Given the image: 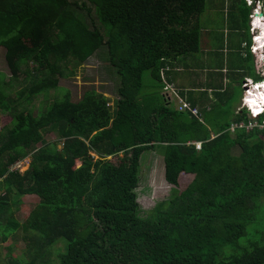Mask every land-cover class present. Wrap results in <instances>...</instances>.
<instances>
[{"label":"trees","instance_id":"obj_1","mask_svg":"<svg viewBox=\"0 0 264 264\" xmlns=\"http://www.w3.org/2000/svg\"><path fill=\"white\" fill-rule=\"evenodd\" d=\"M206 1L0 0L11 73L0 71V112L12 117L0 128V236L26 244L18 256L8 246L6 264H264V114L254 127L246 111L213 123L164 94L170 66L199 49ZM96 52L120 83L112 105L94 87L59 86ZM12 81L25 83L15 96ZM148 152L172 188L146 211L137 188ZM28 194L39 201L19 222L13 208Z\"/></svg>","mask_w":264,"mask_h":264},{"label":"crops","instance_id":"obj_2","mask_svg":"<svg viewBox=\"0 0 264 264\" xmlns=\"http://www.w3.org/2000/svg\"><path fill=\"white\" fill-rule=\"evenodd\" d=\"M219 2L227 6L223 13L215 7ZM238 3L240 7L236 8ZM261 3L264 0L251 7L247 0H214L211 9L218 10L213 11L215 17L208 27L201 17L206 10L199 16V49L179 56L166 74L176 94L169 97L174 105L187 101L199 110L201 117L208 111L213 123H238V114L246 111L244 83L247 79H261L257 53L250 50L256 34L252 14L257 8L264 16V7H258ZM259 37L256 38L260 40Z\"/></svg>","mask_w":264,"mask_h":264},{"label":"rangeland","instance_id":"obj_3","mask_svg":"<svg viewBox=\"0 0 264 264\" xmlns=\"http://www.w3.org/2000/svg\"><path fill=\"white\" fill-rule=\"evenodd\" d=\"M214 0H207L206 3V12L201 15L202 19H204V25L206 27L210 24V19L215 17V12L218 9L212 10L211 7H214L212 4ZM228 1V0H227ZM215 7H218V12H224V8L227 7L225 2H219V4ZM240 7V4H236L235 6ZM257 7V5H256ZM258 7H264V4L261 3ZM217 12V11H216ZM255 14V12H254ZM101 51V49H100ZM102 52V51H101ZM65 69V68H64ZM71 67L65 70L67 75L65 77H61L59 80V86L62 89H69L73 93V95L81 94L83 92V86L88 85L96 88L98 91L105 94L107 97L111 98L109 104H113V98L119 95V85L116 76L113 74V70L108 67L105 59L101 55V53L96 52L92 56H90L81 66L74 67V72L71 73ZM0 71L5 72L6 80L9 79L11 73L7 62L5 60V49L4 47H0ZM148 76V73H146ZM25 83H20L19 81H12L8 86V93L10 95L15 96L16 92H18ZM257 91V89L255 90ZM63 90H51L49 94L39 95L33 102L34 112L37 113L39 110L45 111L48 105H50L55 99L56 95H61ZM164 94L169 98L171 96H175L174 90L170 88V91H165ZM178 98V97H177ZM24 106V105H23ZM179 106V103H178ZM179 108V107H178ZM12 117L7 113L0 112V128L11 125ZM234 129V128H233ZM56 133H48L45 135L44 142L56 140ZM61 144L58 146L60 147ZM122 156L123 153H120ZM108 158L116 159L115 157L109 156ZM30 158H26L22 161V170H25L29 166ZM142 168L145 172L141 175V181L137 188L138 200L141 204L143 210L152 209L158 201L162 199L169 198L172 185H170L164 178V162L163 158L160 154H156L155 152H148V154L142 159ZM192 180L191 175H182L180 179V187L179 189H184L187 184ZM21 202L18 206L14 207V216L19 222H23L30 214L34 205L39 201V197L37 195H22ZM12 245V253L14 255H21L25 249V240L23 238H16L14 234L8 239V241H3L2 236H0V264H6L7 255L9 252L8 246ZM58 245H61L59 243ZM55 248V252H56ZM55 258V257H54ZM57 264V262H55Z\"/></svg>","mask_w":264,"mask_h":264},{"label":"clouds","instance_id":"obj_4","mask_svg":"<svg viewBox=\"0 0 264 264\" xmlns=\"http://www.w3.org/2000/svg\"><path fill=\"white\" fill-rule=\"evenodd\" d=\"M249 0H247L248 2ZM261 2V0L256 1V0H252L250 3L248 2V4L251 7H256V5H258ZM259 11L260 13H262L259 9L255 8L252 14V22H254L255 20L253 19V15L254 12ZM262 23L263 26H260V29H256V34L253 36V40L252 39V45L250 46V50L252 53L256 54L257 53V59H258V74L261 76L260 80H256L254 81L253 79H247L246 82H248L249 84L247 86H244L245 88V92L246 95L244 97V108L246 109L247 113L249 114L250 118L253 115H256V118L261 115L264 114V107H257L258 109H256V107H254L252 105L253 103V96H256L257 94H260L262 96V98H264V16L262 15ZM255 26V25H254ZM261 36L262 39H260L258 41V39L256 40V37ZM259 90L258 93L255 90ZM249 90V91H248ZM255 118V119H256Z\"/></svg>","mask_w":264,"mask_h":264},{"label":"bare ground","instance_id":"obj_5","mask_svg":"<svg viewBox=\"0 0 264 264\" xmlns=\"http://www.w3.org/2000/svg\"><path fill=\"white\" fill-rule=\"evenodd\" d=\"M253 19L255 20V22H254L255 27L260 29V26L261 25L263 26V23H262L263 19L260 16V12L259 11L255 12V14L253 15ZM259 38L262 39L261 36ZM258 91L259 90H257L256 92L258 93ZM253 97H254V99H253L252 105L254 107H256V109H258L257 107H262L263 108L264 107V98H262V96L260 94H257L256 96H253Z\"/></svg>","mask_w":264,"mask_h":264},{"label":"built area","instance_id":"obj_6","mask_svg":"<svg viewBox=\"0 0 264 264\" xmlns=\"http://www.w3.org/2000/svg\"><path fill=\"white\" fill-rule=\"evenodd\" d=\"M252 0H249L248 2L250 3ZM249 83L248 82H245L244 83V86H247ZM249 91V90H248ZM180 109H185V108H190L189 104L187 102H183L181 101V104L179 106ZM193 112L196 113L197 110L196 109H193ZM251 118H253L254 120L252 122L249 123V127H254L257 125V123L255 122V118H256V115H252ZM243 125V123H242ZM260 126H264V124H260ZM193 144H195L196 148L197 149H201V146H202V143L200 141H197V142H194ZM15 167H22V163L21 162H18Z\"/></svg>","mask_w":264,"mask_h":264},{"label":"water","instance_id":"obj_7","mask_svg":"<svg viewBox=\"0 0 264 264\" xmlns=\"http://www.w3.org/2000/svg\"><path fill=\"white\" fill-rule=\"evenodd\" d=\"M256 1H259V0H256ZM263 15V13H260V16H262Z\"/></svg>","mask_w":264,"mask_h":264},{"label":"flooded vegetation","instance_id":"obj_8","mask_svg":"<svg viewBox=\"0 0 264 264\" xmlns=\"http://www.w3.org/2000/svg\"><path fill=\"white\" fill-rule=\"evenodd\" d=\"M257 29V28H256Z\"/></svg>","mask_w":264,"mask_h":264}]
</instances>
